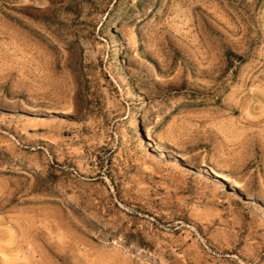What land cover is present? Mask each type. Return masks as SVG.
Wrapping results in <instances>:
<instances>
[{
	"label": "rangeland",
	"instance_id": "1",
	"mask_svg": "<svg viewBox=\"0 0 264 264\" xmlns=\"http://www.w3.org/2000/svg\"><path fill=\"white\" fill-rule=\"evenodd\" d=\"M0 264H264V0H0Z\"/></svg>",
	"mask_w": 264,
	"mask_h": 264
}]
</instances>
